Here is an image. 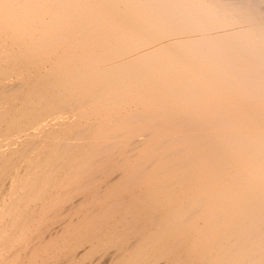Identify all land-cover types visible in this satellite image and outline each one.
Returning <instances> with one entry per match:
<instances>
[{
  "label": "bare ground",
  "instance_id": "6f19581e",
  "mask_svg": "<svg viewBox=\"0 0 264 264\" xmlns=\"http://www.w3.org/2000/svg\"><path fill=\"white\" fill-rule=\"evenodd\" d=\"M0 264H264V0H0Z\"/></svg>",
  "mask_w": 264,
  "mask_h": 264
}]
</instances>
